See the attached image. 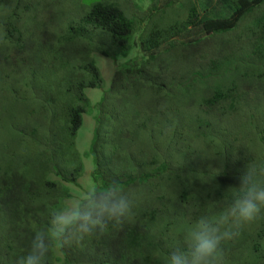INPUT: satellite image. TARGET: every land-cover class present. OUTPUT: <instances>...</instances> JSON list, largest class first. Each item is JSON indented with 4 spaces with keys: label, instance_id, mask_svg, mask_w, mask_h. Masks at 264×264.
I'll return each instance as SVG.
<instances>
[{
    "label": "trees",
    "instance_id": "16d2710c",
    "mask_svg": "<svg viewBox=\"0 0 264 264\" xmlns=\"http://www.w3.org/2000/svg\"><path fill=\"white\" fill-rule=\"evenodd\" d=\"M216 1L222 8L231 3L230 13L201 16L190 6L182 21L141 34L137 43L136 23L118 5L95 3L80 21L92 29L78 31L86 37L103 32L104 47L82 52L65 49L74 40L61 34L55 49L53 36L36 43L32 36L22 38L19 21L0 19L6 50L0 90L8 85L12 104L4 112L10 119L12 106L36 103L24 115L27 127L16 130L0 152V264H16L34 231L71 198L67 185H76L83 173L75 140L84 114L94 121L87 153L92 181L100 188L117 184L134 207L121 223H109L78 243L53 242L47 264H167L169 253L186 245V234L176 231L201 216L218 217L239 186L240 176L229 169L228 180L213 177L206 189L196 190L186 174L195 175L191 161L198 151L229 154L234 169L264 168V0ZM1 8H8L7 0H0ZM31 43L58 61L56 72L67 77L64 88L34 83L36 56L24 55ZM137 45L141 55L116 66L111 97L104 94L94 113L84 93L102 85L93 53L116 62ZM177 185L185 190L169 197ZM235 231L222 243L224 264H264V211Z\"/></svg>",
    "mask_w": 264,
    "mask_h": 264
},
{
    "label": "rangeland",
    "instance_id": "374dc122",
    "mask_svg": "<svg viewBox=\"0 0 264 264\" xmlns=\"http://www.w3.org/2000/svg\"><path fill=\"white\" fill-rule=\"evenodd\" d=\"M7 2L8 8L6 10L1 8L0 10V19L9 18L14 22L19 21L20 25L22 24V38L25 36V38L28 37L30 40V36H32L34 37L33 42H35V38L41 39L45 36L46 38H50L53 36L55 39L52 44L55 49L57 45L56 39L58 35L61 34L64 39L74 40L71 41L70 44L64 43V45L66 44L65 46H68L65 49L73 50L77 47L80 52L84 50L83 47H85V49H89L91 46L104 47L105 36L103 32H89L86 37L78 31L82 28H84L85 31H90L92 29L91 27L80 26V21L83 15L87 13L90 7L95 3H113L118 5L122 11H124L125 15L136 23V29L138 30L134 37L136 43L139 41L138 36L141 34L145 33L148 35L157 27H165L182 21L186 17L187 10L190 6H194L201 16H226L230 13L228 12L229 5L233 7V5L229 3L222 8L216 0H173L168 3H166L167 0H165L163 6L162 0H160V2L157 0H7ZM17 3L20 4L19 10L16 11V17H18V19L20 18L19 20H16L14 16L15 13L12 12L15 10ZM68 28H71L74 32H69V30H67ZM27 45L28 50L25 49L24 55L25 57H30V55L36 56L33 57L34 67L32 68L39 71V75L34 83H36L37 86H45L47 83L48 85L50 83L59 84L61 88H64L67 84V77L63 71L56 72V68H58V71L60 70L58 61L53 58L46 48L44 50L38 49V51L33 48V46H35L34 43ZM138 47V45L133 47L126 58L119 57L116 62L98 52L93 53L92 58L102 76V85L100 89H86L84 93L89 99L90 106L94 113L97 103L104 94H106L107 100L111 97L110 84L116 66L124 64L126 61L141 55ZM5 53L6 50L0 45V57L6 55ZM76 62L77 61H75V63ZM51 64L54 67L47 69L46 66ZM70 65L73 66L74 61H70ZM1 69L3 70L4 68ZM4 71H6V69ZM7 86V84H2L1 87H3V90H0V152H2L3 146L9 143L14 138V135L17 134L16 130L18 131L22 127L23 129L27 127V125L24 124V115H26L31 107L35 108L36 106V103L33 102L28 106L23 105L19 107L14 105L11 108L12 116L9 119V114L4 112V110H9L11 107L10 105H12L8 98V94L5 93ZM40 100L45 101V98L40 96ZM187 101L188 100H185L184 102ZM185 110V112L190 114L191 110H189V108H185ZM93 128L94 121L92 116L84 114L82 125L77 132L75 140L76 150L83 163V173L77 180L76 185H67L70 190L71 198L67 200L65 204H70L76 200L83 187L88 185L96 186L91 179V172L93 169L92 160L87 155L91 144ZM215 153L214 148H211V150L198 151L196 154L197 156L193 157L191 161L193 163L191 164L193 168H196V173L191 176L188 173L186 174V178L190 179L191 185L195 184L196 190L206 189L208 184L205 181H209L207 179L213 177H216V181L228 180L229 169L234 170V172H231V175L237 177L245 172V170L242 169L239 170L229 167V154L217 157ZM232 184L233 180H231L230 185ZM185 187L186 185H184L183 188L177 185L170 188L167 194L169 197H175L179 192L185 190ZM232 189L233 188H231V192ZM185 200L186 202H190V196L186 195ZM189 227L190 225L185 224L183 228H179L176 232L186 234ZM55 253L56 256L60 257L56 251Z\"/></svg>",
    "mask_w": 264,
    "mask_h": 264
},
{
    "label": "clouds",
    "instance_id": "9594fccd",
    "mask_svg": "<svg viewBox=\"0 0 264 264\" xmlns=\"http://www.w3.org/2000/svg\"><path fill=\"white\" fill-rule=\"evenodd\" d=\"M233 188L224 211L215 219L201 216L195 220L186 232V245L171 251L167 264H224L222 243L264 211V168L248 166L239 177V186ZM133 207L132 196L117 184L83 187L76 200L51 212L47 225L34 231L29 250L16 264H47L53 242L78 243L109 223H121Z\"/></svg>",
    "mask_w": 264,
    "mask_h": 264
}]
</instances>
